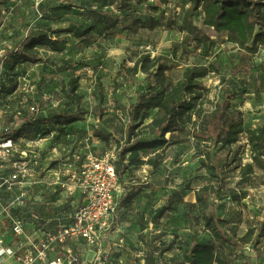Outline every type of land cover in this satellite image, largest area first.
<instances>
[{"label": "rangeland", "instance_id": "1", "mask_svg": "<svg viewBox=\"0 0 264 264\" xmlns=\"http://www.w3.org/2000/svg\"><path fill=\"white\" fill-rule=\"evenodd\" d=\"M128 3L129 0H0V52L5 47H12L14 42H23L36 34H48L54 39L66 37L68 41L63 52L38 47L42 55L55 58L53 63H24L13 69L10 64L0 63V133L5 126L11 127L14 135L24 139L22 148H36L47 174V182L35 191L41 200L35 202L30 193L19 206L31 222H35L30 216L33 209L43 216L67 221L65 218L75 210L77 200L75 196L67 195L62 181L78 173L88 155L102 158L118 150L119 145L105 144L94 131L103 124L120 130L127 122L124 109L135 100L136 92L145 91L151 82V78L142 73L136 75L133 82L117 86L115 79L121 67L134 65L125 50L130 44L149 51L152 57L171 56L172 50L177 48L178 60L173 62L176 66L168 71L174 81L182 78L189 64L213 60V53H219L222 72H211L201 79L203 86L209 88L204 98L205 106L210 107V102L223 94L227 81L241 77L238 81L246 89V98L240 108L246 125L264 123V44H260L258 53L250 60L251 70L234 74L239 59L237 49L229 50L232 44L224 42L226 32L205 27L214 45L195 48L189 45L188 35L180 30V17L190 6V0H170L166 5L160 0H145L132 8L127 6ZM148 5L158 6V9ZM106 9L119 15L132 13L141 17L142 24L136 32L117 28L105 31L99 22L98 29L87 42L69 31L72 21L90 26L99 18L93 10ZM202 18L200 11L196 18L200 26H203ZM72 77H79L77 92L83 95L81 104L87 109L85 118L66 126V133L62 134L50 124L40 129L30 127L19 134L17 129L20 126L15 123L14 113L36 104L40 107L37 116L41 117L64 107L67 100H60V97ZM100 109L103 114L99 116ZM138 133L141 138H151L145 129ZM167 137L172 142L162 153L158 169L140 165L127 173L120 183L118 196L121 193L122 198L128 187L141 192L130 207L119 204L117 212L110 217L111 232L104 247L110 251L108 264H146L145 246L139 238L141 210L148 216L152 209L151 215L154 216L161 207H167L160 222L151 223L144 231L150 250H158L155 254L157 264H171L169 258L179 251L178 244L190 240L192 235L199 241L212 239L208 229L200 223H192L187 215L189 209L199 214L197 207L190 204L193 200L196 202V191L206 184L223 187L222 196L213 210L227 220L225 227L237 226L233 238L238 245H227L236 250L237 263L251 264L242 254L244 250L253 255L255 261L252 264H264V182L261 170L257 169L258 175L252 178L250 185L240 184L243 167L253 161L246 139L226 149L212 146L214 165L219 167V176L216 177L209 170V160L199 155L193 145V138L181 131L174 135L168 133ZM33 141H38L39 145ZM201 149L207 151L209 148L202 145ZM56 177L60 181L52 183ZM246 233H249L250 241L240 240ZM79 250L86 256L88 264H94L95 249L81 246ZM258 250L261 256L257 258Z\"/></svg>", "mask_w": 264, "mask_h": 264}, {"label": "trees", "instance_id": "2", "mask_svg": "<svg viewBox=\"0 0 264 264\" xmlns=\"http://www.w3.org/2000/svg\"><path fill=\"white\" fill-rule=\"evenodd\" d=\"M144 1L135 0L133 3L129 0L127 6L132 8L143 4ZM190 1V6L184 9L180 17L179 25L180 30L188 35L189 45L195 48H201L205 44L214 45L205 27L224 31L227 35L224 42L232 44L229 50L237 49L239 63L234 67L233 73L250 71V60L258 53L260 44H264V0ZM160 2L166 5L170 0ZM148 6L158 9V6ZM200 11L203 13V26L196 23ZM93 13L99 17L93 24L84 26L72 21L69 29L85 42L89 40L94 30L98 29L99 22L105 31L117 28L121 31L136 32L142 24L141 17L132 13L119 15L108 9L93 10ZM67 43L66 37L54 39L48 34L30 35L23 42H14L12 47H5L0 52V63L10 64L12 69L24 63H53L55 58L42 55L38 47L63 52L67 48ZM125 50L129 58L133 59L134 65L121 67L115 79L117 86L133 82L135 76L142 73L151 78V82L145 91H137L135 100L124 109L127 122L120 130L110 129L103 124L98 125L94 131L95 136L105 144L113 142L119 145L113 162L120 183L124 181L127 173H131L140 165L147 164L158 169L163 159L162 153L172 142L167 134L174 135L179 131L184 132L188 138H193V145L199 151V155H204L209 160V170L216 177L219 176V167L214 165L212 146L226 149L246 139L251 147L253 161L243 167L240 184L250 185L252 178L258 175L257 169L261 170L264 182V123L246 125L244 113L240 108L246 98V89L242 88L238 81L241 77L238 80L227 81L223 94L211 101L210 107L205 106L204 98L209 88L203 86L201 79L211 72H222L223 64L218 58L219 53H213L215 57L213 60L189 64L182 78L174 81L168 71L176 66L173 62L178 60L177 48L172 50L171 56L162 54L154 57L149 51L134 44L128 45ZM78 87L79 77H72L68 88L60 97V100L66 99L67 104L40 115L41 117L37 116L40 110L38 105V111H32L31 107H28L14 113L15 123L20 126L17 132L22 134L30 127L40 129L50 124L61 134L66 133V126L83 120L87 114L86 107L81 104L83 95L77 92ZM102 114L100 109L99 116ZM7 127H4L0 137L4 135L20 137L12 133L11 127L6 131ZM142 129L147 130L151 138H141L138 132ZM202 145L209 149L202 150ZM222 188L220 185H203L195 193L196 202L190 204L191 207H197L199 214L191 209L187 212L192 223H200L211 232L212 239L199 241L192 235L190 240L178 244L179 251L169 258L171 264H238L236 250L227 247L228 244L238 245L233 238L236 236L237 226L225 227L228 224L227 220L219 217L213 210L215 203L219 202V197L222 196ZM140 192V189L133 191L132 187H128L123 198L120 193L118 206L120 204L121 207H130ZM121 199L123 201H120ZM166 211L167 207H161L154 216L151 215L152 209L148 216L144 211H139V238L145 246L146 264H157L155 254L158 250H150L144 231L151 223L160 222ZM249 236V233H246L240 240L250 241ZM242 254H245L250 263L253 261L254 258L246 251L243 250ZM260 256L258 250L256 257Z\"/></svg>", "mask_w": 264, "mask_h": 264}, {"label": "built area", "instance_id": "3", "mask_svg": "<svg viewBox=\"0 0 264 264\" xmlns=\"http://www.w3.org/2000/svg\"><path fill=\"white\" fill-rule=\"evenodd\" d=\"M31 110L39 107L32 105ZM23 141L22 137H0V264H88L81 246L95 249L94 264H108L105 241L120 196L116 155L97 158L90 154L78 173L62 181L67 195L77 200L67 221L33 209L30 216L35 222H31L19 206L30 193L35 202L41 200L35 191L47 182V174L39 151L22 148ZM59 181V177L52 179V183Z\"/></svg>", "mask_w": 264, "mask_h": 264}, {"label": "crops", "instance_id": "4", "mask_svg": "<svg viewBox=\"0 0 264 264\" xmlns=\"http://www.w3.org/2000/svg\"><path fill=\"white\" fill-rule=\"evenodd\" d=\"M136 190H137V189H136ZM138 195H139V194H138ZM138 195H137V196H138ZM137 196H136V197H137ZM135 199H136V198H135ZM135 199H134V200H135ZM194 201H195V200H193L192 202H194ZM251 256L253 257V255H251ZM254 261H255V259H253V261L251 262V264L254 263ZM249 263H250V262H249Z\"/></svg>", "mask_w": 264, "mask_h": 264}]
</instances>
